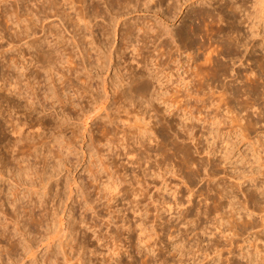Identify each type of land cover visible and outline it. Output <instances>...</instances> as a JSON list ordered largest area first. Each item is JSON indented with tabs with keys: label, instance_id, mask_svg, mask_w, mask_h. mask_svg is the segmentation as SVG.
<instances>
[{
	"label": "rangeland",
	"instance_id": "rangeland-1",
	"mask_svg": "<svg viewBox=\"0 0 264 264\" xmlns=\"http://www.w3.org/2000/svg\"><path fill=\"white\" fill-rule=\"evenodd\" d=\"M48 1H50V0H0V12H2V13H0L1 14L0 16H2V14H3L2 8H5L4 10H7L6 11L7 14H5V15L8 17V20H9L7 23V22H5L6 20L4 21V20H2V17H0V31H2L4 36L6 35V37L4 39L0 40V75H1L0 76V89H2L1 91H3V92L11 94L12 97H16L17 99H21L23 104H30V103H33L35 101L36 103L34 102V104H36L38 106L39 110H43L45 107V109H44L45 112L43 115H47L46 117H44L45 119L42 118L43 117L42 114H38V115L37 114H34V115L31 114V115H29V114H27V112H25V111L23 112L22 108L14 107L13 104L9 105L7 102L3 103L1 105L2 107L0 106V109H1L0 110V120H3V121L6 120L8 128H9L8 131L12 130V127H11L12 123H16L15 126L19 125L20 122H21V124L24 123L25 124V128H24L25 130H23V132H24L25 136L28 135L27 137H29V138L31 137L30 141H33V139H35V141H38L37 142L38 145L41 146L39 151H30L27 154L26 153L25 154L24 153L19 154L18 150H16L17 149L16 147L14 148V146H12V145L8 146L9 145L8 141L7 142L5 141L4 143L2 142L0 144V169H2L3 171L5 170L3 180H2V178H0V186L2 187L3 190L5 189V191H2V194H0V197H2L1 195H3V197L6 198V199H4L2 197L4 199V200L3 199L2 200L5 202H4V205L0 209V211H1L0 219H1L2 223H5V224L8 223L10 230H12L14 232L15 228H16V221H18V220L20 222L22 221L20 225H23V223L28 218V216H26L25 213H22V209H21L20 217L17 218V212L15 211V208H13L12 204L9 203V202H13V199H14V195L12 192H14L13 190H15L14 188L16 187L15 178L18 177L16 174H17V171L19 170V167H20L19 164L17 163L16 159L24 158V162L22 165L23 166H26L29 164L32 165L33 166L32 168H33L35 173H37V172L42 173L44 167H46L48 174H50L52 171L54 172L53 167L58 165V158L56 156V154L58 153V151H57L58 148L62 149V146H65V145L67 146V142H69V139H71V136H72L73 127L76 126L77 127L76 130H79L78 134L82 135V133H83L82 130L84 131V129L86 127L85 121H88L85 119L86 117L81 116L83 114V110L84 109L89 110L92 106H94L93 96L90 94H86L82 91L79 92L77 90V86L74 85V83H73L78 74L75 75L76 73L73 74L70 72L71 66L74 67V65H69V63L66 62L67 56H69L68 51L65 52L62 49V46L60 45V42H59V41H63V39H65L63 44L64 45L66 44L65 46L69 48V51H72L73 55L76 53L74 55V60H75V64H77L79 67H81L84 64L83 55L81 54V52H79L80 50H78L81 48L89 49L90 56H89V58H87L88 56H86V59H88L87 60L88 62H94L93 65L98 64L97 58H98V56L99 57L101 56L100 50H97V48H92V44L89 42L93 38L98 40V39L104 38V37L106 39H108L109 48H111L110 49L111 51H112V49L115 51V50H117L116 48L120 49L121 47H125L126 45H128L127 47H129V50H128L129 52H131V50L134 49L133 52H135V50H136L135 53H137L138 52L137 50L139 49L141 51V53H143L142 55L149 57V59H150L149 62L153 65V67H154V64L156 66V64H158V62L159 63L161 62L163 65L166 64L164 66V67H166L164 69L166 71H163L166 73L165 74H162V73L159 74L162 81H164V88L163 89L165 91L163 90V92L165 93V96L176 95L179 98H183V100H184V101H182V103H184L183 108H185V109L187 108V110H182V111L179 110L178 114L183 115V117L186 119V122L187 121L188 122L182 123L179 116H176L177 118L175 116H170V117H171L172 121L174 122L173 124L176 126V127L174 126V128H175L177 133H178V130H179L178 128L180 125H183V127L186 125L185 129L188 130V132L184 133V134L183 133L179 134V136H180L179 137L178 135H174L175 132H171V130L167 129L165 123H166V120L170 119V117L168 116V113H166V109H168L169 111H172V110L177 111V109H176V107H174L171 104L167 105L166 103H164L163 99H160V102H158V103H154L155 108L159 112L158 115L160 118L159 117L158 118H159V120L161 119V122L159 121L161 124L158 123V125L153 124L154 121H153V123L151 122V120H153V119H151V120H150V118L148 119L149 114H148L147 109L145 107H144V109H145V111H144V109H142L143 107L140 108L141 106L139 107L138 104H136L137 105L136 106L135 104H133L131 102L129 103L127 101H124L122 103L121 102L118 103V101L116 102L117 99L113 98L114 97L113 92H115L116 87L114 84H112V83H114V80L116 81V77H115L116 76V74H115L116 70H115V68L113 69V67H115V64L113 61H111V59H108L106 56H104L103 59L106 60V64H107V65L105 64L106 65V66H104L105 68H103V69L100 68L98 70H97V68H94L92 74L90 73L91 75H87L89 73H86L84 67H82L84 70H82V68H81V70L79 72L81 75H83V74L85 75L83 80H87L86 85L89 84L88 86H90V89L93 90V91H91V94L93 93L94 95H97L99 93L100 96H102L105 99L107 95H106V92L104 90V86H103L104 83L103 82L105 81V79H107L109 91H111L110 95L112 96L111 97L112 100L110 98L109 102L106 103L107 104L106 106L107 107L109 106L108 110L109 109H110L109 111L112 110L114 112L113 114H115L117 116V119L112 124V122L109 120L108 116L106 115L107 113L105 112V110H103L105 112V113L103 112V115L105 116V117H103V119L101 118L96 122L94 121V118L92 120L89 119V124L87 125V128L88 129L90 128V129L86 130V134H87L86 141L83 142L82 138L79 137V138L75 139L73 142L75 144V146L69 147L70 150L68 147H64V149H62L63 151H61V152H63V156L67 161L66 162L67 166L66 167L63 166L62 172L59 175L55 176L56 178L54 177L52 179V181H50L49 184L51 186L50 185L49 186L52 188V191H51V195L49 196V200L45 205L46 208H42L43 210L40 208L35 209V213L38 214L39 217L42 218L44 221L41 223V225H38L37 223H30L27 226V230H29V229L31 230V231L29 230L30 231L29 233L32 232L31 234H28L27 237L32 239L34 246L37 247L35 249L37 250L36 255H37V259L39 262H34L33 258H27L21 248L18 249L19 255L18 254L11 255V256L8 255L6 250H7V248H9V246L7 245L6 242H3L2 245L4 247L0 248V251H3L2 252V258L4 259V261L8 262L10 260L9 262H11L12 259H10V257H12V258H15V260L17 258L23 259V262L21 261L20 264H55L56 261H57L56 264H66L65 259H64L63 254H62V251H61V247L59 246V241H57L61 237L60 235L63 236V234L60 233V234H58V236H56L55 239H57V238L58 239L56 240L57 242L54 246V249H52V248L48 249L47 248L48 241L45 239V237L47 236V234L49 233V231L52 228L55 227L56 230H58L60 228V224H61L60 218L64 217L65 225L63 226V228L64 227L67 228L70 225L71 229L73 230V231L70 230L67 233V236H65L63 238V241L65 240V247L64 248L67 251L68 257H70L73 260V263H71V264H74L79 257L80 258L82 257L81 259L84 262V264L85 263L89 264L90 257L92 258L93 255L94 256L91 259V261H93V263H94V261L96 260L94 264H98L97 261L100 260V258L98 259L99 255L95 256L96 254H92V252L90 251L91 249L90 248L88 249V247H86L85 237H84V232H83V228H85L86 230H90L89 228H90L91 224L98 225L99 228H97V229L105 227L104 232H110L108 234H114V233L119 234V232H120L119 237L117 239V242L115 241L116 243H118L119 246L121 245L120 248H121L122 253H123L120 255L119 258L122 257L124 260L126 258L125 262H128V260L131 259L129 257L134 255L132 253H134L136 251L132 247H128V245H126L127 234H126V231H124L125 230L124 227H126V226H124V224H123V222H124L122 220L123 214L121 212L118 213V211H117L116 213H114L115 215H112V217H109L110 215H108L110 211L117 210L118 207L116 206V204H118L119 202L116 203V200L112 201L111 203L114 204V206L109 208V210H107L106 198H103V199H101V201H99L100 200L99 196L102 194L104 195L106 191L103 190L102 193L100 195H98L96 193L95 189H93V187L98 180L99 181H106L107 180V178L109 177L108 173H109L110 169L113 172H119L117 174V177H120V180L124 181L123 174H122L123 171L120 170L119 167L122 169V167H121L123 164L122 162H125L123 160H126L128 157L123 156V154L126 153L128 151V149L131 148V146L137 147V144H135V142L137 143L140 140V137L143 138L146 135L144 139L146 141L145 143L147 146V151H145V153L143 154V159L139 160V162H138V159H137L138 157L135 156L136 158H133L136 161L135 165H134L135 166L134 171L132 173L133 175L128 176L125 179L127 185L124 182L123 185L120 186L121 188L125 187V192L128 195L127 199H126V202H128L127 207L131 206V203L134 202L135 200L137 201L138 199H140V200H138L139 202H137V203L135 201L134 205L140 204L139 209L141 211L139 210L136 213H133L132 210L128 211L129 216L131 218L135 217L134 218L135 220L133 219L134 226H135V232H134L135 244L137 243V241H139L138 238H140V240H142V242L143 241L148 242L149 244L153 243L152 245L155 244L153 246V248L155 247L154 251H156L155 252L156 255H157V253H159L157 255V258L158 257L159 258L153 260V264H156V263L160 264V262H162L161 264H208L209 262H210L209 264H216V263L217 264H227V263L228 264H246L245 260L243 259V254L241 253L242 249L247 250L246 248L250 244H252L253 242H254L253 245H255V244L257 245L258 243H259V245H262V242L260 241L261 239L256 240L254 237H251L252 236L251 234L254 233L256 230H254V232H252L253 231L252 230L249 233L250 234L249 236L251 237L250 241L252 243H250V241L247 244H246V242L243 243L244 242L243 238L247 237L248 234L242 235L243 234L242 233V234H236L237 237L234 236L233 239L235 242L233 243L232 246L229 244V242H226L224 236L219 234V232H218L217 233L218 236H214L213 239H212V237H211V239L204 238L205 244L210 242V244L213 245V246H207V249H206V248L200 247L198 245L197 240H196L198 238L195 237V235H194L195 233L197 234L202 228H204V226H208V223L205 221V218H203V216H201V217H202V220L203 219L204 220L203 221L201 220V222H200V224L202 226L198 227L195 230V233H191L189 235V234H186V232L184 233V230H181V232H183V233H180V235H182V236H179L178 232H176V234H175V231L177 229H180V227L178 225V221H176L175 219H174L175 221L173 219L171 221L170 220L171 217L169 218V216L165 217L164 218L165 222H167L169 224V226H172V227H170V229L172 228V231H173L171 233H174L173 235H175V236L172 235L171 237H168V233H169L168 231L169 230H167V232H166L163 229H161L163 227V225H160L159 224L160 222L156 221L157 218H156V215H154V214H157L156 210L154 209L156 205L153 206V204H159L161 200H163V199L167 200L169 198L172 201V197H173L172 195H174L172 193L176 191L177 195L180 193V195H179V197L181 198L180 204H182V206L179 204V206H177V207L178 208L179 207L184 208V207H187V206H190L191 204H193L194 205L193 211H192L193 215H191V218H193V217L196 218L197 217L196 216V210L202 211L204 209H207L208 207H209V209L213 208V207L215 209V207H218V205H220V202L222 200H221L219 191L221 188H223L225 186L228 188H232L234 191H236L235 193L238 192L237 194L239 195V197L242 200H244L240 186L238 187L237 185L241 184L243 188H247V186H250L254 182V183H258L260 185L263 184V186L261 185L260 189L258 190L260 193L259 192L258 193H259V197L261 200V204L264 205V93H263L264 92V86H263L264 85V79H263L264 78V72L261 69V63L259 61V55H260V53H262V48L264 47V45H261V46L258 45L256 47L258 49L254 48V49H252V52L250 51V52H247L246 54H245V52L243 53L242 48H240L241 49L240 50L238 48L239 46L236 44H235V46H233V48H231L232 46H230V44H229V46L227 45L228 41L226 40V38H224L223 33H221V34L219 33V30H220L219 26L223 23H222V21L221 22L219 21V23H218V20H217L218 18L215 20L210 19V21L212 20L214 22L208 21L207 22L208 27L204 28L201 26L200 35L195 36L194 38L188 40L187 42H182L179 39V37L176 36V34L178 32L177 30H180L181 27L185 26V21L188 18L187 17L188 13H189L188 11H190L193 7H196L198 4L197 2L195 3V0H191L192 2L191 1L185 2V4L183 2L184 0L178 1L177 2L178 3L177 9H176L178 11L173 13V17H172V13L169 14L167 11V6H166L167 3H165L161 6V5L156 4L157 0H152L151 2H150V0H148V1L147 0H138V1L134 0V2H132V4L128 7H124L122 5L119 6V4L118 5L115 4L116 7L114 5L113 8L109 7L111 5L109 3H106L105 0H86L85 2H82V3L78 0H72L75 3H73L71 0H68V1L67 0H56L57 6L53 10H51L52 12L50 11V9H48L47 12H41V8L43 6V3H45L44 5H46V4H48ZM97 1H98L97 5H99V8L97 7L98 15L94 16L95 14H97L96 13L97 11H96V6L93 5L94 4L93 2H97ZM256 1L257 0H249L246 7H247V10L252 13L254 21L259 22L260 21L259 15H261V11H263V9L259 4H257ZM90 2H92V3H90ZM145 2H150L149 8H152V9H149V10H147L148 8L145 9V5H144ZM181 4H183V5H181ZM218 6H220V5H218ZM114 8H115V10H114ZM159 9H160V11H159ZM54 10H55V12H54ZM56 12H58L57 15L53 14ZM84 12L87 13L88 16H92L91 18L89 17L91 19V23H90L89 27H86L87 23H85L84 21H82L81 23H80V21H78L79 16H82L84 14ZM111 12H113L114 14ZM110 13H111V16H110ZM163 14L165 15V17H163L164 16ZM241 14L240 13L237 14L238 15L237 18L239 19V20L238 19L237 20L240 22L239 26L241 27L240 29H241L242 33H244V32L247 33L248 28H247V25L245 23L244 24L242 23V20L244 17ZM58 15H60V16H58ZM17 16L22 17V22H21V24H18V25L16 23L17 22ZM76 17H77V19H76ZM103 17H104V19H103ZM167 17H168V21H167ZM173 18H174V20H173ZM31 19H33V20H31ZM116 19H117V21H116ZM15 20H16V22H15ZM36 20H38V21H36ZM4 22L7 24H5ZM211 23H214V24L212 25ZM197 24H198V21H197ZM224 24L226 25V23H224ZM27 25H29L30 27H33V30H31L29 33L30 37L27 38L26 36H24V38L21 42L18 40H15V39H17L16 34L19 31L25 29ZM142 26L146 27L147 28L146 30L150 29V30H148L147 34H143L142 33L143 31L140 32L139 28ZM86 28H88V29H86ZM103 29L108 31L107 36H104V35L101 36ZM52 30H55L54 32L57 31L56 33L58 35H55V36L51 35L50 31H52ZM130 30L133 32V34L130 38H127V32H129ZM156 30L157 31L162 30L163 35L158 36ZM164 31H165V33H164ZM171 32H172V34H171ZM123 33H124V35H123ZM173 33H175V34L173 35ZM210 34H212L211 37L209 36ZM125 36L127 39L125 38ZM145 36H146V38H145ZM35 38L36 39L40 38L41 41L50 42V45L53 46V48H56L58 50L59 54L63 55L64 58L66 57V59H64V61H65L64 63L58 64V65H60V67L57 66V69H58L57 72H59V71L60 72L55 73V75H54L55 78L52 77L53 76L52 74L45 72V70L39 69L37 66L35 67L34 65H31L27 42H29L30 40L35 39ZM127 40L131 41V42H128ZM79 42L81 45H80V47L78 46L79 48H77L76 43H79ZM10 43H11V45H10ZM229 47L231 49H229ZM235 47H236V49H234ZM211 48L213 49V51ZM84 49H83V51L85 52L86 49L85 50ZM254 50H255V52H254ZM237 51H239V53ZM235 52H237V53H235ZM189 53H191V54H189ZM207 53H210V54H207ZM234 53H235V56H233ZM244 54H245V56H244ZM65 55H67V56H65ZM189 55H191L192 57ZM157 57H158V59H157ZM208 57H211L212 59L210 58V60L207 61L206 59ZM230 57H232V58H230ZM241 58H242V60H241ZM188 61H189V64H188ZM221 64L222 65L223 64L229 65L228 70L231 72V69L233 68L235 70V72H237V75H239L240 78L236 79L238 77L236 75V76H233L235 78L234 79L228 73L225 76L224 75L221 76V74H219V73H222L220 71L221 68H218V66L219 65L221 66ZM62 67H63V69H62ZM106 67H109L108 68L109 70ZM221 67H223V66H221ZM59 68H61V69L59 70ZM173 69H174V71H173ZM218 69H220V70H218ZM217 71H219V73ZM37 74H38V76H36ZM62 74H64V75H62ZM69 75H71V76H69ZM178 75H179V77H178ZM184 75H186V76H184ZM18 76H19L18 83L21 82L19 84H17L15 82V81H17V79H15V78ZM89 77H90V79L88 80ZM259 77H261V78L258 79ZM182 78H184V80L180 81V79H182ZM191 79H192V81H191ZM215 81H216V84H215ZM193 82H194V84H193ZM16 85H17L18 89L15 88ZM19 86L22 90V94H18ZM180 87H181V89H180ZM193 87L195 88V90ZM236 87H241L239 89H241L242 91ZM210 88H212V90H210ZM16 89H17V91H16ZM11 90L12 91L15 90V91L12 92ZM52 90L53 91L57 90V92L60 96L67 98L66 103H65L66 105L63 104L66 112L70 113L75 118H76V116L77 117L81 116V119H78V121L76 120L78 125L76 123L70 129H68L67 132H64L62 135H60L59 129L54 127L55 126L54 122L53 123L47 122L48 119H55L56 120L58 118V116H57L58 112H60L63 109V106H60L62 104H60L57 100L53 101V99L50 97L51 93L53 92ZM178 90H180V91H178ZM237 90L239 91L240 95L237 92ZM243 90L246 92L247 91H249V92L252 91V92H250L251 94L248 93L249 94L248 95L246 92H243ZM254 90L257 91V93H255ZM35 92H37V93H35ZM241 92H243L244 95H243V93L241 94ZM33 93H34V95H33ZM187 93H189V95ZM235 93H236V95H234ZM23 94H24V96H23ZM211 94H212V96H211ZM218 94H220V95H218ZM250 95H252V96H250ZM20 96L23 98H21ZM247 96H248V98H247ZM160 98H162V96H160ZM196 98H198V100ZM33 99H34V101H33ZM89 99H90V101H89ZM218 100H220V101H218ZM111 101H112V103H111ZM195 101H196V103H195ZM126 102H127V104L129 103V105H127ZM89 103L90 104L92 103L93 105L92 104L90 105ZM116 104H117V107H116ZM130 104H133V105H130ZM224 104H225V106H224ZM8 105L10 107L11 106L12 107L10 108ZM118 105L120 107L121 106H123V107L120 109V107H118ZM188 105L190 106V108ZM86 106H88V107H86ZM128 106H129V108H128ZM232 106H233V108H232ZM126 108L128 110H130V115L128 117H131V119L133 121V122L131 121L132 126H130V127L125 126L127 124H125L122 121V118L123 119L126 118V116L128 114V111ZM137 108H138V110L139 109L140 110L138 111ZM188 108H189V110H188ZM210 108H212L213 110ZM215 108H217V109H215ZM124 109H126V110H124ZM235 111H236V113H234ZM238 111L241 113V116L245 112L244 115H246V114L249 115V119L257 120L258 121L257 125L253 126L252 124L248 123L247 120H243L242 122L238 121L239 117H237L238 116L237 114L240 115V113ZM144 112H146V113H144ZM137 113H140V114H137ZM230 113H232V114H230ZM228 116H229V118H228ZM32 118H33V121H32ZM175 118H176V120H175ZM197 118H198V120H197ZM260 118H262V119H260ZM207 119L210 121H208ZM215 119H216V121H215ZM219 119H220V121H219ZM223 119H224V121H223ZM143 120H144V122H143ZM135 121H137V122H135ZM27 122H28V125H27ZM117 122H119V123H117ZM145 122H147V123L149 122V123L146 124ZM213 122H215V123L213 124ZM218 122H220V123H218ZM217 123L219 125H217ZM240 125L243 127L245 126L244 127V128H246L245 132H243V128H241ZM135 126H137L138 129H140V130H138L137 127H135ZM237 126H238V128H237ZM143 127L147 128V129L145 130V128H143ZM148 127L151 130H148L149 129ZM214 127H215L216 131L219 129V132H216ZM80 128H81V130H80ZM130 129H131V131H130ZM161 129H163V130H161ZM90 130H93V132H92L93 133L92 135L94 138L93 140H91V138H90V134H89ZM127 130H129L128 133H127ZM142 130H144V131H142ZM147 130L149 131L150 134L147 132ZM114 131H115V134H114ZM151 131L153 132L154 136L152 135ZM145 132H147L149 135L145 134ZM38 133H39V135H38ZM140 133L143 137L140 135ZM192 133L194 136L192 135ZM242 133L243 134L246 133L245 137L242 136ZM135 135H137V136H135ZM15 136H17V135L10 133L9 138L14 139ZM173 136H177V138L179 137L178 140L176 137H173ZM136 137H137V139H136ZM171 137H172V139H171ZM197 139H199V140H197ZM158 140H160V141H158ZM196 140H197V142H196ZM93 141H94V144H93L94 146L92 145ZM120 142H122V145ZM89 143L92 145V147H91L92 149L91 148L89 149V146H90ZM131 143H134V144H131ZM119 144L121 145V147ZM195 144H197V145H195ZM125 145H127L129 147H127ZM149 146H151V147H149ZM196 146L199 148H196ZM82 147L84 148L85 151H82ZM124 147H127L128 149L125 150ZM153 147H154V149H153ZM89 150H91V151H89ZM150 150H152V151H150ZM68 151H70V152H68ZM32 152H34V154H32ZM83 152L86 154H84ZM118 154H119V156H117ZM96 155L101 156L102 159H101V157L98 158L99 156H96ZM160 156H161V158H160ZM187 157H189V158H187ZM95 159H96V161H95ZM100 160H104L105 162L104 161L103 162L108 164V165L104 164V166H109L110 168L104 169L103 162ZM114 160H115V162H114ZM118 161L119 162L121 161V162L119 163ZM200 161L202 164L199 163ZM94 164L99 165L98 166L99 171L101 169H103V171H100L98 173L100 176H103L102 180H100L101 179L100 177H98V180H93L94 176H92L93 174L90 170H92L94 167H96V165L94 166ZM141 164L143 166H141ZM189 164H190V166H189ZM206 164H208V165H206ZM145 165L147 167L143 168ZM200 165H203V166L206 165L207 168H209L211 170V172H209L210 174H208L209 176L204 175L205 173L202 171L198 172L197 168L201 167ZM137 166L141 167V168H138ZM170 167H171V169H169ZM60 168L61 167H58L57 169H60ZM87 168H89V169H87ZM98 168H96V169H98ZM115 168L116 169L118 168V169L116 170ZM136 168H138V169H136ZM146 170H148L147 173H146ZM151 170H153L152 171L153 173H151ZM102 172L104 174L106 173L107 176L106 175L104 176ZM211 173H213V174L211 175ZM214 173L216 174V177H215ZM13 174H15L16 177ZM212 176L214 179L212 178ZM89 177H91V178H89ZM219 177H220V179H219ZM75 178H77V180L80 182V184L85 189V194L88 195L90 193L89 194L90 195L89 196L90 197L89 202L90 203L92 202L91 205L93 208L92 207L87 208L88 207L87 201H86V198L84 197V194H82V193L78 194L77 192H74L71 195L70 187L66 183L68 180L73 181V179H75ZM104 178H106V180ZM34 179H37L39 181L38 175H37V178L34 176ZM129 179H130L131 183H130ZM134 179L135 180L137 179V180L135 181ZM199 180H200V182H199ZM216 182L219 183L220 188L216 187V189H215L214 185H216ZM91 183H92V185H90ZM188 183H190V184H188ZM175 185H176V187H175ZM131 186L132 187L135 186L134 188H136L135 190L137 191V193L134 190V188H132ZM101 187L103 188V186H101ZM143 187H145L146 190ZM150 187H151V189H150ZM23 188H25V187L23 186ZM23 188L21 189L22 191H24ZM134 191H135V193H134ZM147 192H149V193H147ZM160 192H161V194H160ZM123 193L124 192H122V194ZM154 193H155V195H154ZM21 195L22 194H20V196ZM161 195H162V197H161ZM34 196H35L34 197L35 200H33V201H38L39 195H34ZM154 196H155V198H153ZM202 196H203V198H201ZM157 198L159 201L157 200ZM189 198L190 199L192 198L191 202L187 201V200H189ZM155 199L157 200V202L153 203V200L155 201ZM92 200H94V201H92ZM102 200H104L105 202H103ZM224 200L225 199H223V201ZM186 202H188L189 205H187ZM21 203H23L25 205L29 204L32 207L34 204V202L31 203L29 198H27V197H25V199H23V201H21ZM216 204H217V206H216ZM102 207H104V210ZM2 211H3V213H2ZM172 211H174V210H172ZM214 211L210 213L211 218H213L215 215ZM153 215L155 216V218ZM111 218L113 219V221H112L113 223L116 222L115 225H113V224L108 225L107 220L108 219L110 220ZM116 219H118V220H116ZM257 219H259V218H257ZM49 220H50V222H49ZM56 220H57V222H56ZM143 221H145V222H143ZM173 221H174V223H173ZM156 222H158L157 223L158 226H156ZM145 223H146V225H145ZM175 223H177V224H175ZM257 223L259 224L260 220H258ZM51 224H53V225H51ZM87 224H89L90 226ZM104 224L105 225L107 224V225L105 226ZM148 224H149V226H148ZM171 224H173V225H171ZM0 227H1V224H0ZM49 228H51V229L49 230ZM137 228H138V230H136ZM115 229H117V230L115 231ZM151 229H152V231H151ZM159 233H160V235H159ZM164 233L167 234V237ZM161 235L164 237H162ZM183 235H185V236H183ZM262 235L263 234H261V237L263 238L264 236H262ZM125 236H126V238H125ZM148 236H149V238H148ZM178 236L181 238V240H179L180 238H178ZM190 236L192 238L189 239L188 237H190ZM238 236L241 238H239ZM20 237L21 236L18 235L15 237V239L18 240V239H20ZM136 237H137V241H136ZM141 237L143 239H141ZM151 237H152V239H151ZM174 237L175 238L177 237L178 240L174 239ZM21 238H23V237H21ZM148 239L151 241V243ZM158 240H160L162 242H160ZM208 240H210V241H208ZM212 240H213L214 244L211 243ZM255 240L259 241V242H256ZM115 242H113V243L115 244ZM241 243H243V245ZM69 244H72V245H69ZM143 246H145V245H143ZM160 247H161V249H160ZM125 248H126V250H125ZM228 248L232 249L233 253H229ZM203 249H205V250H203ZM51 250H53V252ZM159 250H160V252H159ZM202 251H204V252H202ZM239 252L241 254H237ZM163 256H164V258H163ZM160 258H161V260H160ZM49 259H52V260L49 261ZM213 259H217L218 262H214ZM163 260H165V261H163Z\"/></svg>",
	"mask_w": 264,
	"mask_h": 264
},
{
	"label": "bare ground",
	"instance_id": "bare-ground-1",
	"mask_svg": "<svg viewBox=\"0 0 264 264\" xmlns=\"http://www.w3.org/2000/svg\"><path fill=\"white\" fill-rule=\"evenodd\" d=\"M68 1V0H67ZM72 1V0H71ZM78 1H80L81 3L82 2H85L86 0H78ZM138 1V0H137ZM148 1V0H147ZM152 0H150V2H151ZM178 1H180V0H157L156 2V4H158V5H163V4H165V3H167V11H168V13L169 14H171L172 13V17H173V13H175L176 11H178V10H176L177 9V2ZM189 1H191V0H184L183 2H184V4H185V2H189ZM248 1L249 0H195V3L197 2L198 4H197V6L196 7H191L192 9L190 10V11H188L189 13H188V20L186 19V21H185V26L184 27H181L180 28V30H177L178 32H177V34H176V36H178L179 37V39L182 41V42H187L188 40H190V39H192V38H194L195 36H198V35H200V28H201V26L202 27H208V25H207V22L208 21H210V19H212V20H215V19H217L218 20V23H219V21L221 22L222 21V23L223 24H221L220 26H219V33L221 34V33H223V36H224V38H226V40L228 41V46H229V44H230V46H232L231 48H233V46H235V44L236 45H238L239 47V49L240 48H242V50H243V53L245 52V54L247 53V52H252V49H258V48H256L258 45L259 46H261V45H264V0H257L256 2H257V4H259L261 7H262V9H263V11H261V15H259V18H260V21L259 22H255L254 21V18H253V15H252V13L251 12H249L248 10H247V4H248ZM73 2V1H72ZM105 2L106 3H109L111 6H109V7H112L113 8V6L115 5V4H119V6H124V7H128V6H130L131 4H132V2H134V0H105ZM150 2H145L144 3V5H145V9L146 8H148L147 10H149V9H152V8H149V3ZM192 2V1H191ZM259 2V3H258ZM73 3H75V2H73ZM90 3H92V2H90ZM94 4L93 5H95L96 6V13L97 14H95L94 12V16H96V15H98V9H97V7L99 8V5H97L98 4V1L97 2H93ZM45 3H43V6H42V8H41V12H47L48 11V9H50V11L51 10H53L56 6H57V2H56V0H50V1H48V4H46V5H44ZM189 4V3H188ZM7 5V4H6ZM76 5V4H75ZM92 5V4H91ZM181 5H183V4H181ZM218 5H220V6H218ZM157 6V5H156ZM160 6V7H161ZM5 7V6H4ZM91 7V6H90ZM115 7H116V5H115ZM121 8V7H120ZM3 10V14H2V16H0V17H2V20H6L5 22H7L8 23V17L5 15V14H7V10H4L5 8H2ZM117 9V8H116ZM128 9V8H127ZM155 9V8H154ZM179 9V8H178ZM114 10H115V8H114ZM141 10V9H140ZM143 10V9H142ZM180 10V9H179ZM6 13H5V12ZM95 11V10H94ZM122 11V10H121ZM120 11V12H121ZM136 11V10H135ZM159 11H160V9H159ZM10 12V11H9ZM52 12V11H51ZM54 12H55V10H54ZM115 12V11H114ZM118 12V11H117ZM164 12V11H163ZM0 13H2V12H0ZM19 13V12H18ZM33 13V12H32ZM38 13V12H37ZM57 13L58 12H56V13H53V14H55V15H57ZM83 13V12H82ZM92 13V14H93ZM111 13H113V12H111ZM111 13H110V16H111ZM161 13V12H160ZM178 13V12H177ZM241 14L244 18H243V20H242V23L244 24H246L247 25V28H248V31H247V33L246 32H244V33H242V31H241V27L239 26V24H240V22L238 21L239 19L237 18V14ZM69 14V13H68ZM100 14V13H99ZM114 14V13H113ZM117 14V13H116ZM1 15V14H0ZM82 15V14H81ZM162 15V14H161ZM164 15V14H163ZM37 16V15H36ZM58 16H60V15H58ZM102 16V15H101ZM119 16V15H118ZM169 16V15H168ZM176 16V15H175ZM29 17V16H28ZM41 17V16H40ZM92 17V16H88V14L87 13H85L84 12V14L82 15V16H79V18H78V21H80V23L82 22V21H84L85 23H87L86 24V27H89V25H90V23H91V19L90 18ZM163 17H165V15L163 16ZM171 17V16H170ZM241 17V16H240ZM66 18V17H65ZM114 18V17H113ZM119 18V17H118ZM225 18V19H224ZM76 19H77V17H76ZM97 19V18H96ZM103 19H104V17H103ZM123 19V18H122ZM162 19V18H161ZM165 19V18H164ZM238 19V20H237ZM31 20H33V19H31ZM119 20V19H118ZM173 20H174V18H173ZM210 21V22H214V21ZM13 21V20H12ZM36 21H38V20H36ZM116 21H117V19H116ZM164 21V20H163ZM167 21H168V17H167ZM172 21V20H171ZM197 21H198V24H197ZM2 22V21H1ZM4 22V23H5ZM15 22H16V20H15ZM21 22H22V17H19V16H17V25L18 24H21ZM33 22V21H32ZM64 22V21H63ZM95 22V21H94ZM209 22V23H210ZM216 22V21H215ZM7 23H5V24H7ZM35 23V22H34ZM224 23H226V25L224 24ZM36 24V23H35ZM160 24V23H159ZM197 24V25H196ZM212 25L214 24V23H211ZM210 24V25H211ZM242 24V25H243ZM218 25V24H217ZM55 26V25H54ZM18 27V26H17ZM104 27V26H103ZM164 27V26H163ZM149 28V27H148ZM86 29H88V28H86ZM137 29V28H136ZM147 28L146 27H144V26H142V27H140L139 28V30H140V32L141 31H143L142 33L143 34H147L148 33V30H150V29H148V30H146ZM31 30H33V27H30L29 25H27L26 26V28L25 29H23V30H21V31H19L16 35H17V39H15V40H18V41H22L23 40V38H24V36H26L27 38L28 37H30L29 36V33H30V31ZM152 30V29H151ZM55 30H52V31H50V34L51 35H58L56 32H54ZM91 31V30H90ZM134 31V30H133ZM157 31V30H156ZM166 31V30H165ZM165 31H164V33H165ZM107 30H104L103 29V32L101 33V36H107ZM138 32V31H137ZM170 32V31H169ZM212 32V31H211ZM55 33V34H54ZM91 33V32H90ZM93 33V32H92ZM95 33V32H94ZM110 33V32H109ZM7 34V33H6ZM46 34V33H45ZM77 34V33H76ZM132 34H133V32L130 30L129 32H127V38H130L131 36H132ZM170 34V33H169ZM171 34H172V32H171ZM175 33H173V35H174ZM217 34V33H216ZM48 35V34H47ZM60 35V34H59ZM123 35H124V33H123ZM122 35V36H123ZM157 35L158 36H161V35H163V31L162 30H158L157 31ZM165 35V34H164ZM14 36V35H13ZM210 37L212 36V34H210L209 35ZM208 36V37H209ZM222 36V35H221ZM6 37V35L4 36L3 35V33H2V31H0V40L1 39H4ZM62 37V36H61ZM141 37V36H140ZM144 37V36H143ZM148 37V36H147ZM209 37V38H210ZM58 38V37H57ZM125 38H126V36H125ZM126 38V39H127ZM142 38V37H141ZM140 38V39H141ZM145 38H146V36H145ZM177 38V37H176ZM110 39V38H109ZM124 39V38H123ZM159 39V38H158ZM173 39V38H172ZM215 39V38H214ZM44 40V39H43ZM47 40V39H46ZM64 40L65 39H63V41H59L60 42V45L62 46V49L65 51V52H67L68 51V54H69V56H67V55H65V56H67V59H66V57L64 58V56L63 55H61V54H59L58 53V50L56 49V48H53V46H51L50 45V42H46V41H41L40 40V38H35V39H32V40H30L29 42H27L26 44L28 45V52H29V55H30V61H31V65H34L35 67L37 66L39 69H43V70H45V72H48L49 74H52L53 76L52 77H54V75H55V73H59V72H57L58 71V69H57V66L58 67H60V65H58L59 63H64L65 61H64V59H66V62H68L69 63V65H74V67L73 66H71V69H70V72L71 73H76L75 75H77L76 76V79H75V81L73 82L74 83V85H76L77 86V90L80 92V91H82V92H84V93H86V94H90V95H92L93 96V103H94V106H92L89 110H85L84 108V110H83V114L81 115V116H83V117H86L85 119L86 120H88V121H85V123H86V127H85V129H84V131L82 130V135H79L78 134V131L79 130H76V126L75 127H73V131H72V136H71V139H69V142H67V146L65 145V146H62V149H64V147H73V146H75V144L73 143L74 142V140L75 139H77V138H79V137H81L82 138V140H83V142L84 141H86V138H87V134H86V130L88 129L87 128V125L89 124V119L90 120H92L93 118H94V121L96 122V121H98L99 119H103V117H105L104 115H103V110H105V112L107 113L106 115L108 116V118H109V120L112 122V124H113V122L117 119V116L115 115V114H113L114 112L111 110V111H109L108 110V107L106 106L107 104V102H109V99L112 97L110 94V92L111 91H109V86H108V83H107V79H105V81L103 82L104 84H103V86H104V90H105V92H106V98L104 99L102 96H100V94L98 93L97 95H94L93 93L91 94V91H93V90H91L90 89V86H88V85H86V83H87V80H83L84 79V77H85V75L83 74V75H81L80 74V70H81V68L82 67H84V69H85V71H86V73H89V74H87V75H91L92 74V72H93V70H94V68H97V70L98 69H103V68H105L104 66H106L107 64H106V60H104L103 59V57L104 56H106L108 59H111V61H113L114 62V64H115V67H113V69L115 68V74H116V81L114 80V83H112V84H114L115 85V92H113L114 93V99H117L116 100V102L118 101V103L119 102H124V101H127V102H131V103H133V104H138L139 105V107L140 108H142V109H144V107L147 109V112H148V114H149V117H148V119L150 118V120L151 119H153V120H151V122L153 123V121H154V123L153 124H157L158 125V123H160L161 122V119L159 120V112H158V110L155 108V105H154V103H158V102H160V99H163L164 100V103H166L167 105L168 104H171V105H173L174 107H176V109H177V111H175V110H172V111H169L168 109H166V113H168V116L170 117V116H179V118L181 119V121H182V123L183 122H186V119L183 117V115H179L178 114V112H179V110H187V108L185 109V108H183L184 107V103H182V101H184L183 100V98H179V97H177L176 95H172V96H165V93L163 92V88H164V81H162V79L160 78V76H159V74H165L166 72H163V71H166V70H164L166 67H164L165 65H163L161 62L159 63L158 62V64H156V66H155V64H154V67H153V65L149 62L150 61V59H149V57H146V56H144V55H142L143 53H141V51L138 49L137 51V53H135L136 52V50H135V52H133V50H131V52H129L128 50H129V47H127L128 45H126L125 47H121L120 49H118V48H116L117 50H113L112 49V51L110 50L111 48H109V42H108V39H106L105 37L104 38H100V39H92L89 43H91L92 44V48H97V50H100V57L98 56V58H97V60H98V64L97 65H93V63L94 62H88L87 60L88 59H86V56H88L87 58H89V56H90V52H89V49H84V48H81V49H78V50H80L79 52H81V54L83 55V59H84V64L81 66V67H79L77 64H75V60H74V55L76 54H74L73 55V53H72V51H69V48L68 47H66L63 43H64ZM73 40V39H72ZM75 40V39H74ZM77 40V39H76ZM130 40V39H129ZM136 40V39H135ZM134 40V41H135ZM175 40V39H174ZM217 40V39H216ZM219 40V39H218ZM128 41V40H127ZM83 42V41H82ZM128 42H131V41H128ZM127 42V43H128ZM126 43V42H125ZM200 43V42H199ZM203 43V42H202ZM75 44V43H74ZM77 44V48H79L80 47V42L79 43H76ZM133 44V43H132ZM147 44V43H146ZM208 44V43H207ZM10 45H11V43H10ZM89 45V44H88ZM178 45V44H177ZM79 46V47H78ZM111 46V45H110ZM114 46V45H113ZM112 46V47H113ZM176 46V45H175ZM134 47V46H133ZM179 47V46H178ZM197 47V46H196ZM11 48V47H10ZM60 48V47H59ZM164 48V47H163ZM187 48V47H186ZM214 48V47H213ZM230 47H229V49H231ZM83 49L85 50V52L83 51ZM212 49V48H211ZM234 49H236V47L234 48ZM158 50V49H157ZM163 50V49H162ZM190 50V49H189ZM221 50V49H220ZM241 50V49H240ZM239 50V51H240ZM260 50V49H259ZM179 51V50H178ZM212 51H213V49H212ZM239 51H237L238 53H239ZM257 51V50H256ZM27 52V51H26ZM63 52V51H62ZM109 52V53H108ZM167 52V51H166ZM181 52V51H180ZM229 52V51H228ZM237 52H235V53H237ZM254 52H255V50H254ZM175 53V52H174ZM192 53V52H191ZM191 53H189V54H191ZM203 53V52H202ZM211 53V52H210ZM210 53H207V54H210ZM216 53V52H215ZM235 53H234V55L233 56H235ZM242 53V52H241ZM3 54V53H2ZM80 54V53H79ZM229 54V53H228ZM245 54H244V56H245ZM78 55V54H77ZM167 55V54H166ZM173 55V54H172ZM187 55V54H186ZM214 55V54H213ZM230 55V54H229ZM241 55V54H240ZM159 56V55H158ZM189 56H191V55H189ZM76 57V56H75ZM81 57V56H80ZM181 57V56H180ZM192 57V56H191ZM207 57V56H206ZM224 57V56H223ZM210 58L211 57H208L206 60L208 61V60H210ZM230 58H232V57H230ZM238 58V57H237ZM243 58V57H242ZM242 58H241V60H242ZM249 58V57H248ZM82 59V60H83ZM157 59H158V57H157ZM168 59V58H167ZM179 59V58H178ZM212 59V58H211ZM235 59V58H234ZM180 60V59H179ZM237 60V59H236ZM239 60V59H238ZM93 61V60H92ZM259 61H260V63H261V69L263 70V72H264V47L262 48V53H260V55H259ZM187 62V61H186ZM198 63V62H197ZM238 63V62H237ZM106 64V65H105ZM112 64V63H111ZM188 64H189V61H188ZM226 64V63H225ZM225 64H221V66H223V67H221L220 65L218 66V68H221V70L220 69H218V70H220L222 73H219V71H217L219 74H221V76L222 75H227V73L228 74H230L232 77L233 76H236L237 75V72H235V70L232 68L231 69V72L228 70L229 69V65H225ZM236 64V63H235ZM240 64V63H239ZM242 64V63H241ZM176 65V64H175ZM63 66V65H62ZM189 66V65H188ZM197 66V65H196ZM246 66V65H245ZM70 68V67H69ZM107 69L109 68V67H106ZM61 68H59V70H60ZM62 69H63V67H62ZM83 68H82V70H84ZM217 69V68H216ZM38 70V69H37ZM109 70V69H108ZM40 71V70H39ZM84 71V72H85ZM102 71V70H101ZM173 71H174V69H173ZM229 71V72H228ZM83 72V73H84ZM210 72V71H209ZM64 73V72H63ZM82 73V72H81ZM91 73V74H90ZM95 73V72H94ZM169 73V72H168ZM176 73V72H175ZM188 73V72H187ZM235 73V74H234ZM252 73V72H251ZM209 74V73H208ZM239 74V73H238ZM62 75H64V74H62ZM183 75V74H182ZM201 75V74H200ZM1 76V75H0ZM36 76H38V74L36 75ZM69 76H71V75H69ZM114 76V75H113ZM184 76H186V75H184ZM202 76V75H201ZM207 76V75H206ZM205 76V77H206ZM209 76V75H208ZM238 77L236 78V79H239L240 77H239V75H237ZM3 77V76H2ZM87 77V76H86ZM91 77V76H90ZM90 77L88 78V80L90 79ZM177 77V76H176ZM178 77H179V75H178ZM192 77V76H191ZM190 77V78H191ZM247 77V76H246ZM254 77V76H253ZM51 78V77H50ZM55 78V77H54ZM215 78V77H214ZM234 78V77H233ZM261 77H259L258 79H260ZM2 79V78H1ZM15 79H17V81H15L17 84H19V83H21V82H19L18 83V80H19V76L18 77H16ZM49 79V78H48ZM62 79V78H61ZM115 79V78H114ZM189 79V78H188ZM227 79V78H226ZM235 79V78H234ZM252 79V78H251ZM264 79V78H263ZM66 80V79H65ZM101 80V79H100ZM183 81L184 80V78H182V79H180V81ZM190 80V79H189ZM230 80V79H229ZM67 81V80H66ZM188 81V80H187ZM191 81H192V79H191ZM201 81V80H200ZM210 81V80H209ZM213 81V80H212ZM238 81V80H237ZM101 82V81H100ZM177 82V81H176ZM186 82V81H185ZM81 83V84H80ZM178 83V82H177ZM220 83V82H219ZM232 83V82H231ZM238 83V82H237ZM259 83V82H258ZM110 84V83H109ZM192 84V83H191ZM193 84H194V82H193ZM215 84H216V81H215ZM224 84V83H223ZM241 84V83H240ZM72 85V84H71ZM73 85V86H74ZM98 85V84H97ZM102 85V84H101ZM177 85V84H176ZM225 85V84H224ZM232 85V84H231ZM250 85V84H249ZM248 85V86H249ZM21 86V85H20ZM20 86H19V92H18V94H22V90H21V88H20ZM181 86V85H180ZM187 86V85H186ZM189 86V85H188ZM207 86V85H206ZM205 86V87H206ZM230 86V85H229ZM234 86V85H233ZM264 86V85H263ZM15 88H17V85H16V87ZM14 88V89H15ZM30 88V87H29ZM76 88V87H75ZM101 88V87H100ZM166 88V87H165ZM179 88V87H178ZM192 88V87H191ZM194 88V87H193ZM230 88V87H229ZM236 88H241V87H236ZM244 88V87H243ZM18 89V88H17ZM17 89H16V91H17ZM32 89V88H31ZM94 89V88H93ZM113 89V88H112ZM180 89H181V87H180ZM183 89V88H182ZM255 89V88H254ZM2 89H0V106L3 104V103H5V102H7L9 105H11V104H13V106L14 107H17V108H22V110H23V112L25 111V112H27V114H29V115H31V114H42V118H44V117H46L47 115H43L44 114V112H45V107H44V109L43 110H39V108H38V106L36 105V104H34V99H33V103H30V104H23L22 103V101H21V99H17L16 97H12L11 96V94H8V93H6V92H3V91H1ZM194 90H195V88H194ZM210 90H212V88H210ZM239 90H241V89H239ZM245 90V89H244ZM243 90V92H246V91H244ZM12 91V90H11ZM13 91H15V90H13ZM12 91V92H13ZM53 91V90H52ZM77 91V92H78ZM95 91V90H94ZM98 91V90H97ZM165 91V90H164ZM178 91H180V90H178ZM198 91V90H197ZM242 91V90H241ZM11 92V93H12ZM174 92V91H173ZM186 92V91H185ZM193 92V91H192ZM213 92V91H212ZM211 92V93H212ZM235 92V91H234ZM237 92L239 93V91L237 90ZM243 92H241V94L243 93ZM250 92H252V91H250ZM249 91H247L246 93L248 94H251ZM254 92L255 93H257V91H255L254 90ZM17 93V92H16ZM25 93V92H24ZM35 93H37V92H35ZM83 93V94H84ZM171 93V92H170ZM176 93V92H175ZM174 93V94H175ZM184 93V92H183ZM194 93V92H193ZM198 93V92H197ZM209 93V92H208ZM214 93V92H213ZM219 93V92H218ZM229 93V92H228ZM264 93V92H263ZM15 94V93H14ZM177 94V93H176ZM188 95H189V93H187ZM195 94V93H194ZM224 94V93H223ZM248 94V95H249ZM33 95H34V93H33ZM47 95V94H46ZM63 95V94H62ZM104 95V94H103ZM178 95V94H177ZM184 95V94H183ZM192 95V94H191ZM197 95V94H196ZM201 95V94H200ZM205 95V94H204ZM209 95V94H208ZM215 95V94H214ZM218 95H220V94H218ZM217 95V96H218ZM232 95V94H231ZM234 95H236V93L234 94ZM239 95H240V93H239ZM238 95V96H239ZM243 95H244V93H243ZM16 96V95H15ZM18 96V95H17ZM23 96H24V94H23ZM36 96V95H35ZM34 96V97H35ZM70 96V95H69ZM160 96H162V98H160ZM185 96V95H184ZM193 96V95H192ZM206 96V95H205ZM211 96H212V94H211ZM216 96V95H215ZM242 96V95H241ZM250 96H252V95H250ZM21 97V96H20ZM33 97V98H34ZM39 97V96H38ZM47 97V96H46ZM50 97L53 99V101L54 100H57L60 104H62V105H60V106H63V104H65L66 103V100H67V98H64V97H62V96H60L59 94H58V92H57V90L56 91H53L52 93H51V95H50ZM186 97V96H185ZM220 97V96H219ZM218 97V98H219ZM225 97V96H224ZM236 97V96H235ZM259 97V96H258ZM16 98V99H15ZM21 98H23V97H21ZM49 98V97H48ZM203 98V97H202ZM223 98V97H222ZM247 98H248V96H247ZM37 99V98H36ZM197 100H198V98H196ZM214 99V98H213ZM225 99V98H224ZM227 99V98H226ZM17 100V101H16ZM38 100V99H37ZM111 100H112V98H111ZM186 100V99H185ZM191 100V99H190ZM261 100V99H260ZM85 101V100H84ZM89 101H90V99H89ZM114 101V100H113ZM209 101V100H208ZM213 101V100H212ZM218 101H220V100H218ZM40 102V101H39ZM127 102H126V104H127ZM191 102V101H190ZM198 102V101H197ZM202 102V101H201ZM36 103V102H35ZM111 103H112V101H111ZM115 103V102H114ZM129 103L127 104V105H129ZM195 103H196V101H195ZM257 103V102H256ZM74 104V103H73ZM88 104V103H87ZM90 104V103H89ZM92 104V103H91ZM90 104V105H91ZM125 104V105H126ZM133 104H130V105H133ZM188 104V103H187ZM217 104V103H216ZM215 104V105H216ZM219 104V103H218ZM233 104V103H232ZM8 105V106H9ZM42 105V104H41ZM44 105V104H43ZM66 105V104H65ZM81 105V104H80ZM93 105V104H92ZM121 105V104H120ZM124 105V104H123ZM186 105V104H185ZM53 106V105H52ZM77 106V105H76ZM137 106V105H136ZM187 106V105H186ZM189 106V105H188ZM217 106V105H216ZM224 106H225V104H224ZM227 106V105H226ZM2 107V106H1ZM10 107V106H9ZM12 107V106H11ZM10 107V108H11ZM13 107V108H14ZM85 107V106H84ZM86 107H88V106H86ZM116 107H117V104H116ZM118 107H120L119 105H118ZM123 106H121L120 107V109L122 108ZM125 107V106H124ZM138 107V108H139ZM210 107V106H209ZM221 107V106H220ZM231 107V106H230ZM62 108V107H61ZM72 108V107H71ZM79 108V107H78ZM82 108V107H81ZM128 108H129V106H128ZM138 108H137V110H138ZM189 108H190V106H189ZM189 108H188V110H189ZM232 108H233V106H232ZM241 108V107H240ZM261 108V107H260ZM117 109V108H116ZM127 109V108H126ZM126 109H124V110H126ZM165 109V108H164ZM174 109V108H173ZM193 109V108H192ZM210 109H212V108H210ZM215 109H217V108H215ZM1 110V109H0ZM82 110V109H81ZM80 110V111H81ZM123 110V109H122ZM140 110V109H139ZM138 110V111H139ZM163 110V109H162ZM209 110V109H208ZM213 110V109H212ZM223 110V109H222ZM242 110V109H241ZM6 111V110H5ZM109 111V112H108ZM119 111V110H118ZM117 111V112H118ZM127 111H128V114H127V116H126V118H122V121L125 123V124H127V125H125V126H132L131 125V121H132V119H131V117H128L129 115H130V110H128L127 109ZM126 111V112H127ZM142 111V110H141ZM144 111H145V109H144ZM225 111V110H224ZM247 111V110H246ZM82 112V111H81ZM104 112V113H105ZM116 112V111H115ZM143 112V111H142ZM186 112V111H185ZM193 112V111H192ZM227 112V111H226ZM239 112V111H238ZM257 112V111H256ZM125 113V112H124ZM135 113V112H134ZM144 113H146V112H144ZM190 113V112H189ZM234 113H236V111L234 112ZM240 113V112H239ZM245 113V112H244ZM244 113H243V115L241 116V113H240V115L239 114H237L236 116L237 117H239L238 118V121H240V122H242L243 120H247V122L248 123H250V124H252L253 126L255 125H257V123H258V121L257 120H255V119H249V115H244ZM79 114V113H78ZM117 114V113H116ZM120 114V113H119ZM137 114H140V113H137ZM143 114V113H142ZM194 114V113H193ZM209 114V113H208ZM212 114V113H211ZM216 114V113H215ZM220 114V113H219ZM230 114H232V113H230ZM2 115V114H1ZM201 115V114H200ZM214 115V114H213ZM218 115V114H217ZM225 115V114H224ZM234 115V114H233ZM263 115V114H262ZM41 116V115H40ZM57 116H58V118L55 120V119H48L47 120V122H49V123H53L54 122V127L55 128H58L59 129V133H60V135H62L64 132H67V130L68 129H70L73 125H75L77 122H76V120L78 121V119H81V116L80 117H77L76 116V118L75 117H73L70 113H68V112H66V110H65V108H64V106H63V109L60 111V112H58V114H57ZM106 116V117H107ZM114 116V117H113ZM119 116V115H118ZM133 116V115H132ZM145 116V115H144ZM166 116V115H165ZM164 116V117H165ZM186 116V115H185ZM256 116V115H255ZM52 117V116H51ZM120 117V116H119ZM159 117V118H158ZM195 117V116H194ZM216 117V116H215ZM226 117V116H225ZM167 118V117H166ZM177 118V117H176ZM176 118H175V120H176ZM178 118V119H179ZM189 118V117H188ZM227 118V117H226ZM228 118H229V116H228ZM27 119V118H26ZM36 119V118H35ZM39 119V118H38ZM45 119V118H44ZM43 119V120H44ZM84 119V118H83ZM84 119V120H85ZM137 119V118H136ZM163 119V118H162ZM170 119H171V117H170ZM170 119H168V120H166V123H165V125H166V127H167V129H169V130H171V132H175V134L174 135H178L179 136V134H181V133H187L188 132V130H186L185 128H186V125L183 127V125H178L179 126V130H178V133L176 132V130H175V128H174V122L172 121V119L170 120ZM260 119H262V118H260ZM13 120V119H12ZM31 120V119H30ZM121 120V119H120ZM134 120V119H133ZM188 120V119H187ZM197 120H198V118H197ZM208 120V119H207ZM32 121H33V118H32ZM160 121V122H159ZM163 121V120H162ZM190 121V120H189ZM208 121H210V120H208ZM215 121H216V119H215ZM219 121H220V119H219ZM223 121H224V119H223ZM237 121V122H238ZM19 122V121H18ZM41 122V121H40ZM122 122V123H123ZM133 122V121H132ZM135 122H137V121H135ZM141 122V121H140ZM143 122H144V120H143ZM188 122V121H187ZM186 122V123H187ZM212 122V121H211ZM236 122V121H235ZM23 123V122H22ZM31 123V122H30ZM29 123V124H30ZM100 123V122H99ZM117 123H119V122H117ZM146 124H148L147 122H145ZM144 123V124H145ZM163 123V122H162ZM180 123V122H179ZM185 123V124H186ZM191 123V122H190ZM215 122H213V124H214ZM218 123H220V122H218ZM217 123V125H219ZM233 123V122H232ZM247 123V124H248ZM15 124L16 123H12L11 124V127H12V130L11 131H8V125H7V122H6V120L5 121H3V120H0V144L3 142H7L8 141V143H9V145L8 146H14V148L16 147L17 149L16 150H18V152H19V154L20 153H28V152H30V151H39L40 150V148H41V146H39L38 145V141H35V139H33V141H30L31 140V137L29 138V137H27V136H25V134H24V132H23V130H25L24 128H25V124L23 123V124H21V122H20V124L19 125H17V126H15ZM18 124V123H17ZM137 124V123H136ZM143 124V125H144ZM161 124V123H160ZM192 124V123H191ZM212 124V123H211ZM27 125H28V122H27ZM77 125H78V123H77ZM242 125V124H241ZM240 125V126H241ZM115 126V125H114ZM151 126V125H150ZM162 126V125H161ZM160 126V127H161ZM213 126V125H212ZM211 126V127H212ZM233 126V125H232ZM27 127V126H26ZM30 127V126H29ZM135 127H137V126H135ZM146 127V126H145ZM145 127H143V128H145ZM176 127V126H175ZM191 127V126H190ZM235 127V126H234ZM245 127V126H244ZM243 126H241V128H243V132H245L246 131V128H244ZM83 128V127H82ZM123 128V127H122ZM134 128V127H133ZM141 128V127H140ZM142 128V129H143ZM149 128V127H148ZM232 128V127H231ZM237 128H238V126H237ZM249 128V127H248ZM90 129V128H89ZM88 129V130H89ZM115 129V128H114ZM124 129V128H123ZM129 129V128H128ZM137 129H138V127H137ZM147 128H145V130H146ZM191 129V128H190ZM214 129H215V127H214ZM36 130V129H35ZM80 130H81V128H80ZM105 130V129H104ZM136 130V129H135ZM138 130H140V129H138ZM148 130H151L150 128L148 129ZM147 130V132L149 133V131ZM157 130V129H156ZM161 130H163V129H161ZM128 131L129 130H127V133H128ZM130 131H131V129H130ZM142 131H144V130H142ZM215 131H216V129H215ZM26 132V131H25ZM93 130H90L89 131V134H90V138H91V140H93L94 138H93ZM147 132H145V134H148ZM152 132V131H151ZM216 132H219V129L216 131ZM256 132V131H255ZM10 133H13L14 135L16 134L17 136H15L14 137V139H10L9 138V136H10ZM95 133V132H94ZM110 133V132H109ZM131 133V132H130ZM142 133V132H141ZM141 133H140V135H141ZM161 133V132H160ZM190 133V132H189ZM222 133V132H221ZM231 133V132H230ZM114 134H115V131H114ZM144 134V135H145ZM150 134V133H149ZM148 134V135H149ZM158 134V133H157ZM156 134V135H157ZM173 134V133H172ZM220 134V133H219ZM237 134V133H236ZM246 134V133H245ZM245 134H243L242 133V136L243 137H245ZM38 135H39V133H38ZM65 135V134H64ZM139 135V136H140ZM152 135H153V132H152ZM151 135V136H152ZM192 135H193V133H192ZM222 135V134H221ZM42 136V135H41ZM40 136V137H41ZM120 136V135H119ZM135 136H137V135H135ZM138 136V137H139ZM142 136V135H141ZM146 136V135H145ZM145 136L143 137V138H141L140 137V140L136 143L135 142V144H137V147H135V146H131V148H127V147H129V146H127V145H125V146H127V147H124V149L126 150V149H128V151L126 152V153H124L123 154V156H126V157H128L126 160H123V161H125V162H122L123 164H122V169L119 167V169L120 170H122L123 171V179H124V181L123 180H120V177H117V174L119 173V172H113V171H111V169H110V171H109V177L107 178V180H106V178H104L106 181H99L98 180V177H100L101 179L100 180H102V178H103V176H100L98 173L100 172V171H103V169H101L100 171H99V168H98V166L99 165H96V164H94V166L96 165V167H94L92 170H90L91 172H92V176H94V179L93 180H98L96 183H95V185H94V187H93V189H95V191H96V193L98 194V195H100L101 193H102V191L104 190V191H106L105 192V194L103 195H100L99 196V201H101V199H103V198H106V200H107V203H106V205H107V210H109V208H111V207H113L114 206V204H112L111 202L112 201H115L116 200V203H118V204H116V206L118 207L117 208V210H115V211H110L109 212V214L108 215H110L109 217H112V215H115L114 213H116L117 211H118V213L119 212H121L122 214H123V224H124V226H126V227H124V231H126V234H127V242H126V245H128V247H132L136 252H134V253H132V254H134V255H132V256H130L129 258H131V259H129L128 260V262H125V260H126V258H125V260L121 257V258H119L120 257V255L121 254H123L122 253V250H121V248H120V246L118 245V243H116L117 242V239H118V237H119V234H120V232H119V234H108V233H110V232H104V228H100V229H97V228H99L98 227V225H96V224H91V226L89 225V224H87V225H89L90 226V230H86L85 228H83V232H84V237H85V243H86V247H88V249L90 248L91 250V252H92V254H96L95 256H97V255H99V257H98V259L100 258V260H98L97 262H98V264H153V260H155V259H158L157 258V255L159 254V253H157V255L155 254V252L156 251H154V249H155V247L153 248V246L155 245H152V244H149L148 242H142V240H140V238H138L139 239V241H137V237H136V241H137V243L135 244V235H134V232H135V226H134V221H133V219L135 218H131L130 216H129V213H128V211L129 210H132L133 211V213H136L137 211H139L140 209V204H136V205H134V202L136 201H134V202H132L131 203V206H129V207H127V204H128V202H126V199H127V193L125 192V187H120L121 185H123V183L125 182V184L127 185V183H126V178L128 177V176H132L133 174V171H134V165H135V160L133 159V158H136V157H138L137 159H138V162H139V160H141V159H143V154L145 153V151H147V146H146V141H145ZM154 136V135H153ZM186 136V135H185ZM194 136V135H193ZM231 136V135H230ZM247 136V135H246ZM37 137V136H36ZM50 137V136H49ZM107 137V136H106ZM115 137V136H114ZM150 137V136H149ZM173 137H176L177 138V136H173ZM180 137V136H179ZM178 137V138H179ZM252 137V136H251ZM89 138V137H88ZM147 138V137H146ZM178 138H177V140H178ZM189 138V137H188ZM247 138V137H246ZM39 139V138H38ZM46 139V138H45ZM107 139V138H106ZM122 139V138H121ZM129 139V138H128ZM133 139V138H132ZM136 139H137V137H136ZM139 139V138H138ZM148 139V138H147ZM171 139H172V137H171ZM207 139V138H206ZM58 140V139H57ZM184 140V139H183ZM182 140V141H183ZM197 140H199V139H197ZM197 140H196V142H197ZM158 141H160V140H158ZM169 141V140H168ZM193 141V140H192ZM258 141V140H257ZM58 142V141H57ZM79 142V141H78ZM109 142V141H108ZM114 142V141H113ZM181 142V141H180ZM185 142V141H184ZM200 142V141H199ZM43 143V142H42ZM88 143V142H87ZM119 143V142H118ZM121 143V145H122V142H120ZM6 144V143H5ZM40 144V143H39ZM59 144V143H58ZM80 144V143H79ZM90 144V143H89ZM94 144V141H93V143H92V145ZM113 144V143H112ZM131 144H134V143H131ZM148 144V143H147ZM151 144V143H150ZM149 144V145H150ZM155 144V143H154ZM179 144V143H178ZM200 144V143H199ZM63 145V144H62ZM92 145L90 144V146H89V149L92 147ZM100 145V144H99ZM120 145V144H119ZM121 145H120V147H121ZM173 145V144H172ZM195 145H197V144H195ZM43 146V145H42ZM61 146V145H60ZM59 146V147H60ZM94 146V145H93ZM154 146V145H153ZM157 146V145H156ZM48 147V146H47ZM109 147V146H108ZM107 147V148H108ZM149 147H151V146H149ZM6 148V147H5ZM12 148V147H11ZM123 148V147H122ZM176 148V147H175ZM196 148H199V147H197L196 146ZM195 148V149H196ZM62 149H60V148H58V153L56 154V156H57V158H58V165L57 166H54L53 167V170H54V172L52 171L50 174H48V172H47V169H46V167H44L43 168V171H42V173H39V172H37V173H35L34 172V170H33V166L32 165H26V166H23L22 164H23V162H24V158H19V159H16L17 160V163L19 164V170L17 171V178H15V185H16V187L14 188L15 190H13L14 192H12L13 193V195H14V199H13V202H9V203H11L12 204V206H13V208H15V211L17 212V218H19L20 217V214H21V209H22V213H25L26 214V216H28V218H27V220L23 223V225H20L21 224V222L18 220V221H16V228H15V231L13 232L12 230H10V228H9V225H8V223H2L1 222V219H0V224H1V227H0V248H3L4 246L2 245V243L3 242H6L7 243V245L9 246V248H7V250H6V252L8 253V255H16V254H18L19 252H18V249L19 248H21L22 250H23V252H24V254H25V256L27 257V258H33V261L34 262H39L38 261V259H37V250L35 249V248H37V247H35L34 246V243H33V240L32 239H30V238H28L27 236H28V234H31V233H29L30 231L29 230H27V226L30 224V223H37L38 225H41V223L44 221L42 218H40L39 217V215L38 214H36L35 213V209L36 208H40V209H42V208H46L45 207V205H46V203L48 202V200H49V196L51 195V191H52V188L50 187L51 185L49 184L50 183V181H52V179L55 177V176H57V175H59L61 172H62V168H63V166H67V161H66V159L64 158V156H63V152H61V151H63ZM92 149V148H91ZM109 149V148H108ZM107 149V150H108ZM153 149H154V147H153ZM202 149V148H201ZM15 150V151H16ZM69 150H70V148H69ZM79 150V149H78ZM121 150V149H120ZM199 150V149H198ZM204 150V149H203ZM82 151H85L84 150V148L82 147ZM87 151V150H86ZM89 151H91V150H89ZM98 151V150H97ZM101 151V150H100ZM150 151H152V150H150ZM196 151V150H195ZM210 151V150H209ZM212 151V150H211ZM227 151V150H226ZM46 152V151H45ZM68 152H70V151H68ZM124 152V151H123ZM168 152V151H167ZM198 152V151H197ZM208 152V151H207ZM84 153V152H83ZM209 153V152H208ZM32 154H34V152H32ZM84 154H86V153H84ZM116 154V153H115ZM122 154V153H121ZM165 154V153H164ZM202 154V153H201ZM229 154V153H228ZM22 155V154H21ZM37 155V154H36ZM35 155V156H36ZM94 155V154H93ZM112 155V154H111ZM156 155V154H155ZM190 155V154H189ZM28 156V155H27ZM96 156H99V155H96ZM117 156H119V154L117 155ZM121 156V155H120ZM134 156V157H133ZM136 156V157H135ZM68 157V156H67ZM66 157V158H67ZM101 156H99L98 158H100ZM111 157V156H110ZM146 157V156H145ZM150 157V156H149ZM155 157V156H154ZM182 157V156H181ZM56 158V157H55ZM93 158V157H92ZM147 158V157H146ZM160 158H161V156H160ZM183 158V157H182ZM187 158H189V157H187ZM200 158V157H199ZM28 159V158H27ZM101 159H102V157H101ZM113 159V158H112ZM120 159V158H119ZM136 159V160H137ZM149 159V158H148ZM157 159V158H156ZM197 159V158H196ZM99 160V159H98ZM97 160V161H98ZM150 160V159H149ZM148 160V161H149ZM181 160V159H180ZM95 161H96V159H95ZM100 161H104V160H100ZM122 161V160H121ZM120 161V162H121ZM146 161V160H145ZM147 161V162H148ZM159 161V160H158ZM172 161V160H171ZM105 162V161H104ZM103 162V167H104V169L106 168V169H109L110 167L109 166H104V164L105 165H108V164H106V163H104ZM114 162H115V160H114ZM119 162V161H118ZM119 162V163H120ZM95 163V162H94ZM109 163V162H108ZM149 163V162H148ZM165 163V162H164ZM169 163V162H168ZM200 164H202L201 163V161L199 162ZM25 164V163H24ZM32 164V163H31ZM39 165V164H38ZM119 165V164H118ZM139 165V164H138ZM166 165V164H165ZM186 165V164H185ZM206 165H208V164H206ZM206 165H200L201 167H198L197 168V170H198V172H204L205 174L204 175H207V176H209L208 174H210L209 172H211V170L209 169V168H207V166ZM45 166V165H44ZM73 166V165H72ZM92 166V165H91ZM141 166H143L142 164H141ZM155 166V165H154ZM169 166V165H168ZM189 166H190V164H189ZM194 166V165H193ZM48 167V166H47ZM58 167H61L60 169H57ZM138 167V166H137ZM147 166L145 165L143 168H146ZM156 167V166H155ZM91 168V167H90ZM96 168H98V169H96ZM138 168H141V167H138ZM138 168H136V169H138ZM174 168V167H173ZM188 168V167H187ZM192 168V167H191ZM196 168V167H195ZM87 169H89V168H87ZM116 169V168H115ZM114 169V170H115ZM118 169V168H117ZM116 169V170H117ZM153 169V168H152ZM162 169V168H161ZM169 169H171V167L169 168ZM178 169V168H177ZM150 170V169H149ZM181 170V169H180ZM210 170V171H209ZM5 171V170H4ZM2 169H0V178H2V180H3V178H4V172ZM38 171V170H37ZM147 171L148 170H146V173H147ZM153 170H151V173H153L152 172ZM189 171V170H188ZM213 171V170H212ZM90 172V173H91ZM106 172V171H105ZM145 172V171H144ZM150 172V171H149ZM172 172V171H171ZM197 172V171H196ZM261 172V171H260ZM56 173V174H55ZM103 173V172H102ZM145 173V174H146ZM159 173V172H158ZM144 174V175H145ZM155 174V173H154ZM170 174V173H169ZM174 174V173H173ZM213 173H211V175H212ZM15 177H16V175L15 174H13ZM37 175H38V178H39V181L37 180V179H34V176L37 178ZM102 175V174H101ZM103 175L105 176L106 175V173L104 174L103 173ZM136 175V174H135ZM148 175V174H147ZM159 175V174H158ZM214 175H215V177H216V174L214 173ZM107 176V175H106ZM138 176V175H137ZM146 176V175H145ZM157 176V175H156ZM182 176V175H181ZM197 176V175H196ZM260 176V175H259ZM135 177V176H134ZM56 178V177H55ZM69 178V177H68ZM89 178H91V177H89ZM146 178V177H145ZM149 178V177H148ZM154 178V177H153ZM201 178V177H200ZM207 178V177H206ZM212 178H213V176H212ZM193 179V178H192ZM211 179V178H210ZM214 179V178H213ZM219 179H220V177H219ZM256 179V178H255ZM92 180V179H91ZM90 180V181H91ZM128 180V179H127ZM135 180V179H134ZM133 180V181H134ZM137 180V179H136ZM135 180V181H136ZM148 180V179H147ZM189 180V179H188ZM254 180V179H253ZM7 181V180H6ZM12 181V180H11ZM129 181H130V179H129ZM208 181V180H207ZM218 181V180H217ZM251 181V180H250ZM92 182V181H91ZM142 182V181H141ZM199 182H200V180H199ZM219 182V181H218ZM218 182H216V185H214L215 186V189H216V187H219V183ZM130 183H131V181H130ZM145 183V182H144ZM155 183V182H154ZM158 183V182H157ZM239 183V182H238ZM69 187H70V191H71V195L74 193V192H77L78 194H84V197L86 198V201H87V208H89V207H92V205H91V203L89 202V199H90V193L88 194V195H86L85 194V189L83 188V186L80 184V182L77 180V178H75V179H73V181H70V180H68L67 181V183H66ZM124 184V185H125ZM139 184V183H138ZM162 184V183H161ZM188 184H190V183H188ZM193 184V183H192ZM195 184V183H194ZM199 184V183H198ZM201 184V183H200ZM205 184V183H204ZM50 185V186H49ZM90 185H92V183L90 184ZM129 185V184H128ZM133 185V184H132ZM135 185V184H134ZM141 185V184H140ZM149 185V184H148ZM147 185V186H148ZM154 185V184H153ZM222 185V184H221ZM262 186H263V184H261ZM261 185L260 184H258V183H252L250 186H247V188H243L242 187V185L241 184H239V185H237L238 187L240 186V189H241V192H242V195H243V198H244V200H242L240 197H239V195L237 194V193H235L236 191H234L232 188H228V187H223V188H221L220 189V197H221V200L223 201V199H225L223 202L221 201L220 202V205H218V207H215V209H214V207L213 208H210L209 209V207L207 208V209H204V210H202V211H200V210H196V218H191V215H193V207H194V205L193 204H191L190 206H187V207H184V208H178L177 206H179V204H180V201H181V198L179 197V195H180V193L177 195L176 194V191L175 192H173L172 194H174V195H172L173 197H172V201L170 200V198L169 199H163V200H161L160 201V203L159 204H153V206H155V210H156V212H157V214H154V215H156V218H157V220L156 221H159L160 223V225H163V227L161 228V229H163L164 231H166L167 232V230H169L168 232V237H171L174 233H171V232H173L172 231V228L170 229V227H172V226H169V224L167 223V222H165V220H164V218L165 217H168L169 216V218L171 217V221H172V219L174 220H176V221H178V225H179V227H180V229H177L176 231H175V234H176V232H178L179 233V236H182V235H180V233H183V232H181V230H184V233L186 232V234H191V233H195V230L198 228V227H200V226H202L201 224H200V222H201V220H202V217L201 216H203V218H205V221L208 223V226H204V228H202L197 234L195 233L194 235H195V237H197L198 239H196L197 240V243H198V245L200 246V247H204V248H206L207 249V246H213V245H211L210 244V242L209 243H207V244H205V241H204V238H206V239H211V237H212V239H213V237L214 236H218V232H219V234H221V235H223L224 236V238H225V241L226 242H229V244L232 246L233 245V243L235 242L234 241V236H236V234H242V235H244V234H248V236L247 237H245V238H243V240H244V242L243 243H245L246 242V244L247 243H249V241H250V239H251V237H254L256 240H260L261 242H262V245H259V243L256 245H253V243L250 241V243H252V244H248L249 246L246 248L247 250H244V249H242V254H243V259L245 260V263L246 264H264V237L262 238L261 237V234H263L262 236H264V205H262L261 204V200H260V197H259V189H260V187H261ZM23 186L25 187V188H23ZM75 186V187H74ZM101 186H103V188L101 187ZM138 186V185H137ZM136 186V187H137ZM173 186V185H172ZM223 186V185H222ZM1 187V186H0ZM129 187V186H128ZM132 187V186H131ZM135 187V186H134ZM134 187H132V188H134ZM156 187V186H155ZM175 187H176V185H175ZM210 187V186H209ZM242 187V188H241ZM24 189V191H22L21 189ZM143 188H145V187H143ZM213 188V187H212ZM220 188V187H219ZM218 188V189H219ZM235 188V187H234ZM130 189V188H129ZM136 188H134V190H135ZM150 189H151V187H150ZM176 189V188H175ZM192 189V188H191ZM127 190V189H126ZM145 190H146V188H145ZM148 190V189H147ZM167 190V189H166ZM238 190V189H237ZM2 191H5V189L3 190L2 189V187L0 188V194H2ZM88 191V190H87ZM132 191V190H131ZM136 191V190H135ZM135 191H134V193H135ZM193 191V190H192ZM94 192V191H93ZM122 192H124L123 194H122ZM130 192V191H129ZM150 192V191H149ZM149 192H147V193H149ZM162 192V191H161ZM161 192H160V194H161ZM166 192V191H165ZM197 192V191H196ZM259 192V193H258ZM95 193V194H96ZM136 193H137V191H136ZM171 193V192H170ZM191 193V192H190ZM20 194H22L21 196H20ZM133 194V193H132ZM131 194V195H132ZM158 194V193H157ZM34 195H39L38 197H39V199H38V201H33V200H35V196ZM92 195V194H91ZM135 195V194H134ZM154 195H155V193H154ZM2 197H3V195H1ZM97 196V195H96ZM140 196V195H139ZM151 196V195H150ZM159 196V195H158ZM193 196V195H192ZM206 196V195H205ZM261 196V195H260ZM0 197V209H1V207L4 205V202L5 201H3L4 199H6L5 197ZM25 197H27V198H29V200H30V202L31 203H33L34 202V204H33V207L32 206H30L29 204H27V205H25V204H23V203H21V201H23V199H25ZM37 197V196H36ZM70 197V196H69ZM79 197V196H78ZM137 197V196H136ZM141 197V196H140ZM161 197H162V195H161ZM165 197V196H164ZM167 197V196H166ZM34 198V199H33ZM96 198V197H95ZM153 198H155V196L153 197ZM180 198V199H179ZM193 198V197H192ZM191 198V199H192ZM201 198H203V196L201 197ZM3 199V200H2ZM98 199V198H97ZM160 199V198H159ZM187 199V198H186ZM190 198H189V200H187L188 202H191L192 200H191ZM199 199V198H198ZM138 200H140V199H138ZM136 201V203L137 202H139V201ZM157 200H158V198H157ZM157 200L155 199V201L153 200V203L154 202H157ZM205 200V199H204ZM52 201V200H51ZM92 201H94V200H92ZM98 201V200H97ZM103 202H105L104 200H102ZM148 201V200H147ZM159 201V200H158ZM141 202V201H140ZM185 202V201H184ZM188 202H186L187 203V205H189L188 204ZM196 202V201H195ZM202 202V201H201ZM62 203V202H61ZM97 203V202H96ZM145 203V202H144ZM203 203V202H202ZM6 204V203H5ZM10 204V205H11ZM152 204V203H151ZM184 204V203H183ZM200 204V203H199ZM208 204V203H207ZM213 204V203H212ZM94 205V204H93ZM105 205V204H104ZM105 205V206H106ZM181 206H182V204H180ZM205 205V204H204ZM216 206H217V204H216ZM49 207V206H48ZM206 207V206H205ZM7 208V207H6ZM93 208V207H92ZM103 208V210H104V207H102ZM101 208V209H102ZM86 209V208H85ZM39 210V209H38ZM43 210V209H42ZM172 210H174V211H172ZM215 212V215H214V217L213 218H211L210 217V213L211 212H213V211ZM95 211V210H94ZM141 211V210H140ZM15 212V213H16ZM42 212V211H41ZM155 212V213H156ZM2 213H3V211H2ZM5 213V212H4ZM48 213V212H47ZM140 213V212H139ZM154 213V212H153ZM98 214V213H97ZM147 214V213H146ZM214 214V213H213ZM96 215V214H95ZM103 215V214H102ZM119 215V214H118ZM153 215V216H154ZM0 216H1V211H0ZM16 216V215H15ZM46 216V215H45ZM120 216V215H119ZM148 216V215H147ZM43 217V216H42ZM58 217V216H57ZM117 217V216H116ZM144 217V216H143ZM22 218V217H21ZM101 218V217H100ZM106 218V217H105ZM120 218V217H119ZM154 218H155V216H154ZM257 218H259V219H257ZM112 219V218H111ZM107 220L108 221V225H110V224H113V225H115L116 224V222H112L113 221V219L112 220ZM5 220V219H4ZM59 220V219H58ZM105 220V219H104ZM116 220H118V219H116ZM135 220V219H134ZM152 220V219H151ZM174 220V221H175ZM204 220V219H203ZM202 220V221H203ZM258 220H260V223L258 224L257 222H258ZM106 221V220H105ZM121 221V220H120ZM174 221H173V223H174ZM49 222H50V220H49ZM56 222H57V220H56ZM60 222H61V224H60V228L58 229V230H56V228L54 227V228H49V233L47 234V236L45 237V239L48 241V243H47V248L49 249V248H52V249H54V246H55V244H56V242L57 241H59V246L61 247V251H62V254H63V257H64V259H65V262H66V264H71V263H73V260L70 258V257H68V254H67V251L65 250V240L63 241V238L65 237V236H67V233L70 231V230H72L71 229V227H70V225L67 227V228H63V226L65 225V223H64V217H61L60 218ZM91 222V221H90ZM143 222H145V221H143ZM151 222V221H150ZM102 223V222H101ZM153 223V222H152ZM157 223L158 222H156V226H158L157 225ZM172 223V222H171ZM10 224V223H9ZM49 224V223H48ZM70 224V223H69ZM78 224V223H77ZM85 224V223H84ZM175 224H177V223H175ZM43 225V224H42ZM51 225H53V224H51ZM105 225V224H104ZM107 225V224H106ZM105 225V226H106ZM138 225V224H137ZM140 225V224H139ZM145 225H146V223H145ZM171 225H173V224H171ZM205 225V224H204ZM79 226V225H78ZM88 226V227H89ZM117 226V225H116ZM148 226H149V224H148ZM155 226V225H154ZM175 226V225H174ZM173 226V227H174ZM119 227V226H118ZM123 227V226H122ZM178 227V228H179ZM73 228V227H72ZM113 228V227H112ZM158 228V227H157ZM175 228V227H174ZM78 229V228H77ZM120 229V228H119ZM142 229V228H141ZM140 229V230H141ZM153 229V228H152ZM152 229H151V231H152ZM117 229H115V231H116ZM136 230H138V228L136 229ZM146 230V229H145ZM160 230V229H159ZM253 230V231H252ZM254 230H256L255 232H254ZM73 231V230H72ZM108 231V230H107ZM163 231V232H164ZM250 231H252V232H254V233H252L251 235V237L249 236L250 234ZM82 232V233H83ZM118 232V231H117ZM137 232V231H136ZM159 232V231H158ZM60 233H62L63 234V236L62 235H60L61 237L59 238V240H57V239H55L56 238V236H58V234H60ZM75 233V232H74ZM138 233V232H137ZM140 233V232H139ZM228 233V234H227ZM152 234V233H151ZM165 234V233H164ZM18 235H20L21 237H23V238H21L20 237V239H18V240H16L15 239V237L16 236H18ZM137 235V234H136ZM140 235V234H139ZM138 235V236H139ZM159 235H160V233H159ZM158 235V236H159ZM163 235V234H162ZM161 235V236H162ZM166 235V237H167V234H165ZM143 236V235H142ZM154 236V235H153ZM152 236V237H153ZM173 236H175V235H173ZM178 236V238H180ZM183 236H185V235H183ZM187 236V235H186ZM33 237V236H32ZM73 237V236H72ZM82 237V236H81ZM152 237H151V239H152ZM162 237H164V236H162ZM161 237V238H162ZM165 237V238H166ZM194 237V236H193ZM237 237V236H236ZM235 237V238H236ZM239 237V236H238ZM70 238V237H69ZM122 238V237H121ZM125 238H126V236H125ZM148 238H149V236H148ZM157 238V237H156ZM189 239L190 238H192L191 236L190 237H188ZM218 238V237H217ZM239 238H241V237H239ZM77 239V238H76ZM83 239V238H82ZM141 239H143L142 237H141ZM169 239V238H168ZM171 239V238H170ZM174 239H177V237L175 238L174 237ZM173 239V240H174ZM195 239V238H194ZM205 239V240H206ZM57 240V241H56ZM126 240V239H125ZM147 240V239H146ZM149 240V239H148ZM178 240V239H177ZM179 240H181V238L179 239ZM187 240V239H186ZM193 240V239H192ZM255 240V241H256ZM69 241V240H68ZM72 241V240H71ZM76 241V240H75ZM116 241V242H115ZM150 241V240H149ZM156 241V240H155ZM158 241H160V240H158ZM170 241V240H169ZM168 241V242H169ZM208 241H210V240H208ZM113 242H115V244L113 243ZM125 242V241H124ZM160 242H162V241H160ZM184 242V241H183ZM193 242V241H192ZM256 242H259V241H256ZM79 243V242H78ZM150 243H151V241H150ZM196 243V242H195ZM194 243V244H195ZM212 244H214L213 243V240H212V242H211ZM243 243H241L242 245H243ZM159 244V243H158ZM224 244V243H223ZM261 244V243H260ZM69 245H72V244H69ZM79 245V244H78ZM125 245V244H124ZM136 245V246H135ZM143 245H145V246H143ZM160 245V244H159ZM158 245V246H159ZM165 245V244H164ZM188 245V244H187ZM197 245V244H196ZM218 245V244H217ZM239 245V244H238ZM237 245V246H238ZM157 246V245H156ZM192 246V245H191ZM198 247V246H197ZM193 248V247H192ZM239 248V247H238ZM241 248V247H240ZM243 248V247H242ZM39 249V248H38ZM82 249V248H81ZM160 249H161V247H160ZM166 249V248H165ZM200 249V248H199ZM202 249V248H201ZM229 249V248H228ZM73 250V249H72ZM76 250V249H75ZM125 250H126V248H125ZM132 250V249H131ZM157 250V249H156ZM203 250H205V249H203ZM234 250V249H233ZM52 252H53V250H51ZM56 251V250H55ZM83 251V250H82ZM201 251V250H200ZM237 251V250H236ZM2 252L3 251H0V264H20V262L22 261L23 262V259H21V258H17L16 260H15V258H12V257H10V259H12V261L11 262H5L4 261V259L2 258ZM70 252V251H69ZM159 252H160V250H159ZM202 252H204V251H202ZM206 252V251H205ZM235 252V251H234ZM237 253V254H241V253ZM90 253V252H89ZM126 253V252H125ZM229 253H233V251H232V249H229ZM58 254V253H57ZM207 254V253H206ZM214 254V253H213ZM236 254V253H235ZM234 254V255H235ZM19 255V254H18ZM73 255V254H72ZM91 255V254H90ZM204 255V254H203ZM209 255V254H208ZM233 255V256H234ZM47 256V255H46ZM79 256V255H78ZM94 256V255H93ZM93 256H92V258H93ZM117 256V257H116ZM129 256V255H128ZM205 256V255H204ZM240 256V255H239ZM85 257V256H84ZM90 257V256H89ZM214 257V256H213ZM82 258V257H81ZM80 257L76 260V262L74 263V264H84V262L82 261V259H81ZM91 257H90V261H89V264H94L95 263V261H94V263H93V261H91V259H92ZM96 258V257H95ZM94 258V259H95ZM163 258H164V256H163ZM209 258V257H208ZM215 258V257H214ZM45 259V258H44ZM48 259V258H47ZM233 259V258H232ZM52 259H49V261H51ZM85 260V259H84ZM160 260H161V258H160ZM214 260V262H218L217 261V259H213ZM227 260V259H226ZM241 260V259H240ZM25 261V260H24ZM100 261V262H99ZM163 261H165V260H163ZM204 261V260H203ZM54 262V261H53ZM57 262V261H56ZM56 262H55V264H56ZM64 262V263H65ZM205 262V261H204ZM236 262V261H235ZM88 263V262H87ZM156 263V262H155ZM159 263V262H158ZM162 262H160V264H161ZM165 263V262H164ZM167 263V262H166ZM210 263V262H209ZM208 263V264H209ZM227 263V262H226ZM231 263V262H230ZM86 264V263H85ZM157 264V263H156ZM217 264V263H216ZM228 264V263H227Z\"/></svg>",
	"mask_w": 264,
	"mask_h": 264
}]
</instances>
